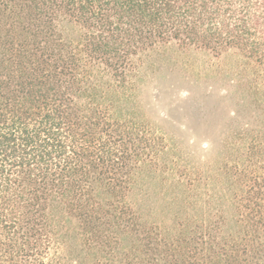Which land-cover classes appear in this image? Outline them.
Instances as JSON below:
<instances>
[{"label":"trees","instance_id":"obj_1","mask_svg":"<svg viewBox=\"0 0 264 264\" xmlns=\"http://www.w3.org/2000/svg\"><path fill=\"white\" fill-rule=\"evenodd\" d=\"M168 44L247 62L264 114V0H0V264H264V127L209 199L131 200L163 147L130 76Z\"/></svg>","mask_w":264,"mask_h":264},{"label":"rangeland","instance_id":"obj_2","mask_svg":"<svg viewBox=\"0 0 264 264\" xmlns=\"http://www.w3.org/2000/svg\"><path fill=\"white\" fill-rule=\"evenodd\" d=\"M137 62L124 113L144 121L163 148L157 165L136 177L132 202L148 208L209 199L219 178L231 172L232 156L242 154L254 130L264 127L262 100L255 104L251 93L260 81L257 72L237 57L216 58L174 44L144 53ZM194 188L197 195L191 196ZM64 230L75 260L84 254L76 222L67 220Z\"/></svg>","mask_w":264,"mask_h":264}]
</instances>
